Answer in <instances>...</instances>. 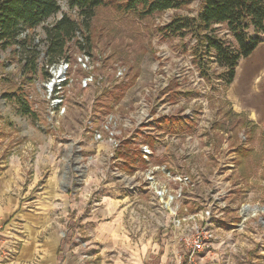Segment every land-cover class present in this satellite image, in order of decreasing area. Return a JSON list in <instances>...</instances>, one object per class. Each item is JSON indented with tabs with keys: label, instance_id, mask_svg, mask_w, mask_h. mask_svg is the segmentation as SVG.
I'll return each mask as SVG.
<instances>
[{
	"label": "rangeland",
	"instance_id": "374dc122",
	"mask_svg": "<svg viewBox=\"0 0 264 264\" xmlns=\"http://www.w3.org/2000/svg\"><path fill=\"white\" fill-rule=\"evenodd\" d=\"M57 1L56 13L25 32L27 44L18 39L0 46V130L2 115L11 113L34 123L40 134L57 135L63 144L77 131L90 139L86 121L98 126L111 115L118 146L100 141L110 148L101 170L121 177L126 189L151 190L168 215L170 243V209L162 206L156 190L175 194L182 186L181 214L184 207L192 212L216 197L227 202L224 218L214 226L217 241L224 240L229 223L238 231L233 245H216L218 264H264V130L231 110L225 70L193 30L163 29L176 19H197L202 0H176L165 11L149 13L140 7L124 11L117 3L125 0H104L87 18L67 0ZM64 14L78 26L63 58L47 65L45 30ZM212 28L231 41L223 26ZM63 63H68L67 80L51 90L52 66ZM86 77L92 78L87 85ZM54 97L62 99L56 107ZM179 175L188 181L181 185ZM248 203L258 211L244 218L243 207H252ZM176 250L173 246V262L180 264Z\"/></svg>",
	"mask_w": 264,
	"mask_h": 264
},
{
	"label": "crops",
	"instance_id": "0c3cea01",
	"mask_svg": "<svg viewBox=\"0 0 264 264\" xmlns=\"http://www.w3.org/2000/svg\"><path fill=\"white\" fill-rule=\"evenodd\" d=\"M225 98L235 114L264 130V39L237 62ZM2 117L0 235L12 254L0 264H175L168 215L151 190L126 189L121 177L101 170L108 145L79 131L62 144L26 118ZM249 205L248 216L258 211ZM229 226L214 250L234 244L238 230ZM217 254L204 263L218 264Z\"/></svg>",
	"mask_w": 264,
	"mask_h": 264
},
{
	"label": "trees",
	"instance_id": "16d2710c",
	"mask_svg": "<svg viewBox=\"0 0 264 264\" xmlns=\"http://www.w3.org/2000/svg\"><path fill=\"white\" fill-rule=\"evenodd\" d=\"M69 7L77 8L80 15L91 17L94 8L104 0H67ZM176 0H125L117 3L124 11L162 12L171 8ZM57 0H0V46H11L17 40L28 38V31L59 10ZM214 25L225 28L231 41L214 34ZM77 22L64 14L45 30L47 65L63 58L65 47L76 31ZM170 33L184 34L193 30L205 49L212 50L216 62L224 68L225 86L234 77L239 59L248 56L264 39V0H202L197 19H176L164 26ZM212 31V33H211ZM23 51L28 52L24 46ZM36 55L37 52H33ZM31 64V61H29ZM27 63V60H26ZM32 71L35 65L31 64ZM26 67V66H25Z\"/></svg>",
	"mask_w": 264,
	"mask_h": 264
},
{
	"label": "built area",
	"instance_id": "2783aa9c",
	"mask_svg": "<svg viewBox=\"0 0 264 264\" xmlns=\"http://www.w3.org/2000/svg\"><path fill=\"white\" fill-rule=\"evenodd\" d=\"M79 61L85 66V61L79 58ZM61 67V71L59 68ZM68 63H63L58 66V73H55L56 67L52 66V78L48 83V88L51 90L55 85H60L66 78V69ZM92 78L86 77L84 84L87 85ZM53 107H56L62 102L60 97H54ZM64 111V109L62 108ZM93 119H88L86 125L92 133V138L95 141H109L115 147L118 146V142L115 140L114 132L110 123L112 122L111 115L107 116L103 123L96 126ZM178 182L182 185L188 181V177L185 175H179L177 177ZM175 194L166 195L165 189L156 190V195L162 203V206L170 209L171 220L168 227L172 228L173 243L177 247L175 259L180 264H205L204 261L207 256L211 255L214 251L215 241L217 239L215 234L216 221L223 219L225 210L227 208V202L216 197L215 200L206 203V205L200 209L192 212H188L186 207L183 210L185 214H181L179 200L182 196V186L175 191ZM173 205L171 208L168 206ZM246 207H243L245 210ZM0 235V262L5 261L12 254V250H4L1 246Z\"/></svg>",
	"mask_w": 264,
	"mask_h": 264
},
{
	"label": "bare ground",
	"instance_id": "6f19581e",
	"mask_svg": "<svg viewBox=\"0 0 264 264\" xmlns=\"http://www.w3.org/2000/svg\"><path fill=\"white\" fill-rule=\"evenodd\" d=\"M256 211H257L256 208L252 209V214L251 215H254L256 213ZM243 216H244V218H246L248 216V213L245 210L243 212Z\"/></svg>",
	"mask_w": 264,
	"mask_h": 264
}]
</instances>
